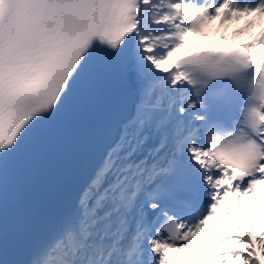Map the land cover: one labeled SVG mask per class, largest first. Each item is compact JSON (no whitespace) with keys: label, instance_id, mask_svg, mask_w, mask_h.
I'll return each mask as SVG.
<instances>
[{"label":"snow or ice","instance_id":"snow-or-ice-1","mask_svg":"<svg viewBox=\"0 0 264 264\" xmlns=\"http://www.w3.org/2000/svg\"><path fill=\"white\" fill-rule=\"evenodd\" d=\"M264 0H0V264H264ZM243 208V204H240ZM264 207V204L261 205ZM238 233V234H234Z\"/></svg>","mask_w":264,"mask_h":264},{"label":"rangeland","instance_id":"rangeland-1","mask_svg":"<svg viewBox=\"0 0 264 264\" xmlns=\"http://www.w3.org/2000/svg\"><path fill=\"white\" fill-rule=\"evenodd\" d=\"M228 30V29H227ZM223 34L227 35L228 32L225 30H223ZM212 33V34H211ZM211 38L218 36L220 33L217 32V29L214 28V30H212L211 32ZM204 38V34H199L193 37V42H195V40L197 39H203ZM258 200H256L255 197H245L243 198V200L241 201H237V197L232 196L230 197V203L226 204L224 208H222L223 210H227V211H233L236 213V215H238L240 217L241 221H245L244 223V227L248 228L250 227V216H253L254 214V209L256 207V203L257 201L261 202V205L264 204V201H261L259 198H257ZM240 204H243V208L240 207ZM263 211H264V207H263ZM226 219L225 217H221ZM219 224H213V222L211 221L209 224V228L210 230H215L217 228ZM261 229H264V227L262 225H258L257 226V231L256 233H259L261 231ZM256 233H254L253 235H255ZM204 237L201 236L199 238H197L196 242L194 243L193 247L191 249L186 250L184 253H176L173 254L172 258L177 262V264H202L201 260L197 259V248L198 246L202 245V242L204 241Z\"/></svg>","mask_w":264,"mask_h":264},{"label":"bare ground","instance_id":"bare-ground-1","mask_svg":"<svg viewBox=\"0 0 264 264\" xmlns=\"http://www.w3.org/2000/svg\"><path fill=\"white\" fill-rule=\"evenodd\" d=\"M252 18H245V20L240 23L239 25L234 26L231 35L232 36H237V37H245L246 42H248L249 40H251L250 36H247L248 31L250 30V27L252 25H257L258 27L261 25V23H263L264 21H256L254 23L251 24V26H249V20H251ZM247 36V37H246ZM221 41V39L218 38H212L209 41L206 42H196V43H192L188 48L182 50V52L180 53V55H186L188 52L191 51H195L198 48H206L209 44L211 43H219Z\"/></svg>","mask_w":264,"mask_h":264},{"label":"trees","instance_id":"trees-1","mask_svg":"<svg viewBox=\"0 0 264 264\" xmlns=\"http://www.w3.org/2000/svg\"><path fill=\"white\" fill-rule=\"evenodd\" d=\"M259 219V222H258V219ZM255 219H257L255 222H256V224L257 223H259V224H261V223H263L264 224V219L263 218H261V216L260 215H258L257 214V217L255 216ZM255 219H253V220H255ZM253 222V221H252ZM255 237H256V235H255Z\"/></svg>","mask_w":264,"mask_h":264}]
</instances>
